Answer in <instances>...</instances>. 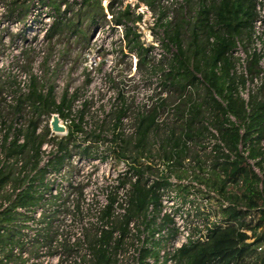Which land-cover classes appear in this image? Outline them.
Masks as SVG:
<instances>
[{
    "label": "trees",
    "instance_id": "16d2710c",
    "mask_svg": "<svg viewBox=\"0 0 264 264\" xmlns=\"http://www.w3.org/2000/svg\"><path fill=\"white\" fill-rule=\"evenodd\" d=\"M192 1L184 0L183 9L172 20L165 19L168 12H162L158 18L165 47L168 51L174 50L166 67L154 65L151 47H144L139 34L125 27L127 46L138 55L139 67L147 68L150 64L152 71L160 70L161 85L174 93L177 101L172 122L170 119L160 122L161 109L168 104V98H162L134 116L135 131L129 139L120 133L113 135L111 152L118 159L128 160V173L138 178L133 181L125 176L120 180L121 185L131 183L126 213L114 214L117 197L111 192L107 204L98 210L97 224L84 233L88 264H118V254L126 248L131 233L130 224L150 227L151 221L145 220L149 206L153 204L158 212L161 188L170 186V176L188 177L191 165L185 162L189 157L199 166V172L192 169L194 177L218 195L219 198L213 197L211 202L216 205L214 213L222 219L212 223L211 218L201 215L205 211H200L207 233L203 239L180 248L175 256L176 264H231L233 261L264 264V252L256 249L264 244V150L261 145L264 141V85L248 90L247 97L242 94V89H247L248 79L252 81L261 72L259 53L248 51L259 18L258 1L195 0L194 8ZM120 3V0L110 2L113 14ZM52 4L58 9L60 1L54 0ZM82 4L87 7L84 15L92 23L105 17L102 0H82ZM119 14L115 22L123 25L129 19V9ZM82 23L69 26L58 20L47 39L67 27L73 35L77 34ZM239 47L247 53V76L236 69L238 59L234 54ZM71 102L65 94L58 102L53 88L45 91L38 78L32 76L27 91L21 93L12 106L14 116L10 122L1 118L0 264H37L34 261L40 258L43 249L53 250L59 238L54 225V206L60 204L62 192L50 186L49 175L60 172L75 154L74 150L80 149L82 156L92 157V147H83L77 142L75 131L82 130L80 124L73 125L75 131L58 137L51 136L49 125L43 126V122L45 115L53 113L66 118L65 108L71 111ZM124 114L125 110L121 109L118 122ZM210 136L218 141L214 144L217 153H207L203 159L198 151L193 153V149L205 148L203 143ZM153 138L157 145H153ZM240 144L249 147V157L256 160L262 177L239 152ZM47 145L51 147L49 152L45 149ZM207 159H212L208 171L205 169ZM150 175L157 178L151 179ZM178 189L188 191L187 187ZM222 201L230 205L223 208ZM35 219L40 227L33 233L31 242L24 241L30 221ZM170 221L167 218L165 224ZM104 223L107 227L102 225ZM81 243L78 240L59 245L71 254ZM30 245L32 249L27 248ZM149 253L141 251L140 264Z\"/></svg>",
    "mask_w": 264,
    "mask_h": 264
},
{
    "label": "rangeland",
    "instance_id": "374dc122",
    "mask_svg": "<svg viewBox=\"0 0 264 264\" xmlns=\"http://www.w3.org/2000/svg\"><path fill=\"white\" fill-rule=\"evenodd\" d=\"M53 1L50 0L51 4ZM58 1V8L62 12L61 7L65 2ZM111 1L113 0H102L105 17L98 18L96 23H92L84 15L87 7L82 5L76 10L75 5L67 4L66 9L70 14L64 15L63 22L70 26L82 21L79 33L73 35L70 27H67L50 39H41V29L32 28L28 32L30 36L25 35L22 23L28 4L24 0H17V7H22L18 12L21 23L14 31H0V121L4 118L7 123L10 122L14 116L12 106L23 93L22 83L36 76L45 91L53 88L58 102L64 94L72 101L71 111L65 108L68 116L62 118L67 132L57 134L51 131V136H66L70 130L75 131L74 124H80L82 130L75 131L77 142L83 147L91 145L92 157H101L100 160L84 157L80 149H77L78 152L74 150L75 154L67 160L64 168L49 175L50 186L62 192V198L58 201L60 204L54 206V225L58 229L59 238L54 242L53 250L50 251V247L44 248L40 258L33 260L37 264H60L62 260V264H88V249L83 242V235L97 224L98 209L102 206L107 192L119 190L115 182L119 169L128 167V160L118 159L110 150L114 145L111 141L113 135L120 133L125 139H129L135 131L134 116L140 111L150 109L152 104L162 98H168V104L161 109L160 122L169 119L172 122L173 119L172 107L177 101L175 94L161 85L160 70L152 71L150 64L147 68L139 67L138 55L130 52L127 46L125 27L129 26L139 34L144 47H151L150 56L154 65L163 64L166 67L167 59L174 50L168 51L165 47L162 28L157 25L158 18L162 12H168L165 19L169 13L174 17L183 9L184 0H155L151 4L150 0H120L115 14L109 8ZM259 1L261 10L264 11V0ZM195 5L193 0L191 7L194 8ZM126 8L130 12L129 19L122 26L116 24V14ZM261 18L257 27L260 34H257L248 50L259 53L261 72L252 81L248 79L247 89H242L243 94L264 85V15ZM16 34L17 37L21 35V40L14 39ZM6 35H10V38L4 39ZM234 55L238 59L237 71L247 76V53L244 48L239 47ZM121 109L125 110V114L118 122ZM51 118L52 115H45L43 126H50ZM211 139L212 136L204 141L203 146ZM152 142L154 145V138ZM50 148L47 145L45 149L49 152ZM194 150L203 159L207 154V150L202 147L194 148L193 153ZM187 161L194 163L191 157ZM71 183L73 187H70ZM38 224V219L30 221L24 241H32L33 233L40 227ZM78 240L82 243L71 254L59 245L60 242L73 244ZM132 240L129 237L126 248L129 249ZM30 246L27 248L32 249ZM85 255L86 260L83 262ZM123 255L120 264H132L131 256L127 252Z\"/></svg>",
    "mask_w": 264,
    "mask_h": 264
},
{
    "label": "built area",
    "instance_id": "2783aa9c",
    "mask_svg": "<svg viewBox=\"0 0 264 264\" xmlns=\"http://www.w3.org/2000/svg\"><path fill=\"white\" fill-rule=\"evenodd\" d=\"M257 1L259 18L256 22V32L254 38H256L257 34H260L257 27L261 23V17L264 15V11H262L260 7V1ZM26 2L28 4V11L22 23V28H25V35L28 37L30 36L28 35L30 29H41V39H44L45 37L47 39V34L49 33L52 25L58 20H63L64 15L70 14L68 9H66L67 4L75 5L76 10H79V8L83 5L82 0H67L64 1L65 3L61 7L62 12H60V8H55L51 4L50 0H24V3ZM19 8L22 7H17V0H0V31L2 29L16 30L22 21L18 18ZM169 15L170 13L167 15V19L172 20V13L170 16ZM20 36L17 37L16 34L14 39L21 40ZM5 38H10V35H6L4 39ZM90 57L93 58V55H90ZM30 81L31 79L22 83L23 92L27 91ZM243 96L247 97V92L246 94H243ZM172 111L174 112L173 107ZM231 119L235 122V118L233 116H231ZM211 130L214 134H217L214 129L211 128ZM212 137L213 139L207 141L204 149L207 150V153L216 154L217 150L214 149V144L218 141L216 137ZM261 145L264 150V141ZM222 149L225 152H229L224 147H222ZM239 152L247 158L248 162L253 166L255 171L262 177V171L259 166L255 164L256 160L249 157V147H244L240 144ZM231 156L233 157L234 155ZM211 160L212 159L206 160V171L211 168ZM185 163L186 165H191L188 177L178 179L175 176H170L168 178L170 186L161 188L162 197L158 212L155 210L153 204L149 206L145 220L151 221L150 227H147L146 224L137 225L135 222L130 224L131 233L129 237L133 238L131 241L132 244L129 249L127 247L119 252L118 264H120L124 257L123 254L126 252L131 256L132 264H140V255L142 250H148L150 252L144 259L143 264H176L175 256L178 250L184 245L189 244L191 241L203 239L207 233L204 221L200 217V211H205L203 215L211 218L212 223L221 222L222 217L217 216L214 213L216 205L211 202V198H219L218 195L214 191L209 190L205 184L200 183L194 177L192 169L199 172L198 164L195 162L190 163V161ZM128 168L129 166L127 169L126 167L119 169L117 178L115 177V182H117L116 185L119 190H117V192L108 191L100 208L107 204L108 195L113 192L117 197L114 204V214L123 215L126 213L129 206L128 192L131 188V183L126 182L124 185H121L120 180L124 179L125 176L131 177L133 181H136L138 178L137 175H133L130 172L128 173ZM150 178L156 179L157 177L150 175ZM180 186L187 187L188 191L186 193L181 192L178 189ZM228 205H230L229 202L222 201L223 208ZM167 218H170L172 221L165 224ZM98 223L101 224V221ZM105 224L106 223L102 225L106 226ZM194 227H197V230H195ZM256 249L258 252H264V244L258 245ZM153 253H155V255ZM231 264H241V262L233 261Z\"/></svg>",
    "mask_w": 264,
    "mask_h": 264
},
{
    "label": "water",
    "instance_id": "95a60500",
    "mask_svg": "<svg viewBox=\"0 0 264 264\" xmlns=\"http://www.w3.org/2000/svg\"><path fill=\"white\" fill-rule=\"evenodd\" d=\"M49 127L52 132L57 134H65L67 132V127L64 125L63 120L58 113L52 114Z\"/></svg>",
    "mask_w": 264,
    "mask_h": 264
}]
</instances>
